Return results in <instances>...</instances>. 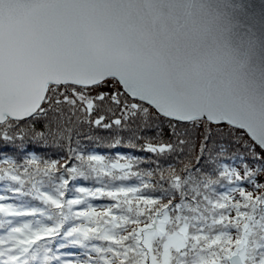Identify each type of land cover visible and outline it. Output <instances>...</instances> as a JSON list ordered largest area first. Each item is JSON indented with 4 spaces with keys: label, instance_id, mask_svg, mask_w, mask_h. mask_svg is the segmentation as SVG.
<instances>
[{
    "label": "snow or ice",
    "instance_id": "obj_1",
    "mask_svg": "<svg viewBox=\"0 0 264 264\" xmlns=\"http://www.w3.org/2000/svg\"><path fill=\"white\" fill-rule=\"evenodd\" d=\"M157 122L169 138L144 150L179 162L155 180L79 147L86 125ZM225 133L261 166L219 163ZM0 145L65 152L0 157V181L15 185L4 190L43 205L0 195V264H264V183L253 179L264 174V13L257 32L244 0H0ZM91 176L102 186L70 188ZM221 180L235 187L217 194ZM100 197L113 203L88 202ZM54 241L86 259H64Z\"/></svg>",
    "mask_w": 264,
    "mask_h": 264
},
{
    "label": "trees",
    "instance_id": "obj_2",
    "mask_svg": "<svg viewBox=\"0 0 264 264\" xmlns=\"http://www.w3.org/2000/svg\"><path fill=\"white\" fill-rule=\"evenodd\" d=\"M135 133V136L133 135ZM169 128L166 123L159 124L158 122L153 124V126L149 129H145L141 127L140 129H136L135 127L131 129H104V128H89L87 125L83 128L81 136L79 139V147L85 154H95L102 155L106 158V160H115L119 156H124L130 158L133 163L134 171H153L156 175L153 177V180L158 178L159 170L168 167L169 165L175 166L178 164L179 160L176 155H165L157 157L153 153H149L144 150V145L148 142H155L157 140H167L169 138ZM238 135H243V133H238ZM136 137H139L137 139ZM214 140L217 141L222 147L226 148L227 151L219 158V163L226 164L230 168H236L238 171L243 174V170L245 165L250 168H259L261 165L252 163L251 154L245 149L238 147L235 141V137H229L227 133L223 135H217L214 137ZM244 140L247 142L248 138L245 136ZM119 141V143H116ZM135 145V146H133ZM0 147L4 148L3 153H0V157L6 156L7 158L16 160L18 162H23V158H25L29 154H34L41 159H64L65 152L61 150L56 145L43 146H28V150L22 155L11 145ZM259 153V149L256 150ZM78 163V162H75ZM203 170L205 172H209L212 175L213 179H218V177L214 174L213 169L209 168L208 162H204L202 165ZM213 168H218V165H214ZM147 179V178H145ZM254 180L260 183H264V174H260L258 176L253 177ZM117 183H123L125 185H133L139 184L140 181L132 177L129 180ZM242 186H244L247 190H253V184L247 181L241 182ZM8 186L14 187L15 185H10V182L0 181V195H5L11 197V199L5 201L7 203L13 204H23L26 207H40L43 205L36 200H33L31 197H15L11 192H6L4 189ZM102 186L100 183L96 181L94 176L88 178H77L74 181L70 182V188L74 189L76 187H87V188H96ZM217 194L228 192L232 187H235L233 184H229L226 180H221L219 184L213 186ZM154 195H159V188L153 190ZM75 195H78L74 191H70L68 193V197L71 198ZM94 207L101 208L104 206H108L113 201L109 200L107 197H100L96 199H89L88 201ZM76 210H81L80 207H77ZM0 219H3L0 216ZM9 219H12L9 217ZM25 220H32V217H26ZM36 219H40V217H36ZM47 223V221H45ZM4 232L0 229V235H3ZM59 240V238H57ZM101 243V242H96ZM52 247L55 250L58 249L57 254L61 255L64 259L75 261V260H83L86 259L84 255V250L79 247H65L59 248V244L57 241L52 243Z\"/></svg>",
    "mask_w": 264,
    "mask_h": 264
},
{
    "label": "water",
    "instance_id": "obj_3",
    "mask_svg": "<svg viewBox=\"0 0 264 264\" xmlns=\"http://www.w3.org/2000/svg\"><path fill=\"white\" fill-rule=\"evenodd\" d=\"M244 2L250 6L253 21L258 32L261 15L264 13V0H244Z\"/></svg>",
    "mask_w": 264,
    "mask_h": 264
},
{
    "label": "rangeland",
    "instance_id": "obj_4",
    "mask_svg": "<svg viewBox=\"0 0 264 264\" xmlns=\"http://www.w3.org/2000/svg\"><path fill=\"white\" fill-rule=\"evenodd\" d=\"M109 87H112L111 85Z\"/></svg>",
    "mask_w": 264,
    "mask_h": 264
}]
</instances>
